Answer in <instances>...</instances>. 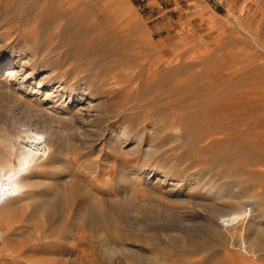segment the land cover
Here are the masks:
<instances>
[{
	"label": "rangeland",
	"instance_id": "obj_1",
	"mask_svg": "<svg viewBox=\"0 0 264 264\" xmlns=\"http://www.w3.org/2000/svg\"><path fill=\"white\" fill-rule=\"evenodd\" d=\"M7 54L23 84L54 72L101 117L91 145L37 157L4 145L0 112V182H28L0 215V264H264V0H0ZM95 200L127 205L109 239L77 213Z\"/></svg>",
	"mask_w": 264,
	"mask_h": 264
},
{
	"label": "bare ground",
	"instance_id": "obj_2",
	"mask_svg": "<svg viewBox=\"0 0 264 264\" xmlns=\"http://www.w3.org/2000/svg\"><path fill=\"white\" fill-rule=\"evenodd\" d=\"M5 56L6 59L4 61H2L3 58H0V70L3 67L10 70L5 74L6 80L4 79L1 82L2 84L0 83L1 88L6 90H3L2 99L0 100V112L4 114L5 120L11 123L15 139L4 142V145L18 151L29 152L37 157L46 155L50 151H77L88 144L91 145L90 141L83 135L90 131L85 129L84 125L87 121L89 123L98 121L101 117V112H96V117L92 115V119L90 114L84 116L83 111L81 112L77 105L73 106L74 98L71 93L66 96V87L61 82H58L59 80L57 81L58 78L54 72L46 74L38 83L28 82L23 84V82L31 79V74L34 73L31 70L30 72L28 70L26 74L23 72V67L27 66L29 62L16 60L14 54ZM18 64H20L22 69L15 71L14 69L19 67ZM89 105L90 108L93 107L91 104ZM91 131L94 132L95 130L92 129ZM95 132L94 134H96ZM112 134L111 137H115V139L109 142V149L119 150L124 143L130 141L129 131L120 133L113 131ZM0 159L1 161L5 160L4 156H0ZM27 184L28 182L21 177L20 169L15 168L10 174L4 176L0 182V215L5 209H9L12 206V202L18 203L20 201L17 199L24 196L23 189ZM83 194L84 192L78 190L71 191L69 196L61 194L57 199L49 200L48 203L44 204L41 207V211L55 212L56 210H61L63 207H67L69 203L75 202L77 196L82 197ZM126 206V204H121L117 210L124 211L127 208ZM117 210L111 204H101L96 200L92 201L90 205L77 206V213L91 220L100 238L103 239H109L115 234ZM259 235L257 234L256 238ZM262 235L261 233L260 236ZM2 238L3 231L0 221V243ZM110 242L106 247L110 253L117 255L124 252V250H118L113 240H110ZM241 249H243V246ZM72 262H75L74 264H83L76 261Z\"/></svg>",
	"mask_w": 264,
	"mask_h": 264
},
{
	"label": "crops",
	"instance_id": "obj_3",
	"mask_svg": "<svg viewBox=\"0 0 264 264\" xmlns=\"http://www.w3.org/2000/svg\"><path fill=\"white\" fill-rule=\"evenodd\" d=\"M154 2H158L159 0H153ZM155 4V3H154ZM158 4V3H157Z\"/></svg>",
	"mask_w": 264,
	"mask_h": 264
}]
</instances>
